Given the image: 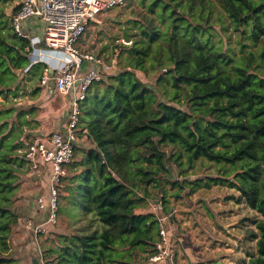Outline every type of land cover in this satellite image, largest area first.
Listing matches in <instances>:
<instances>
[{
  "label": "trees",
  "instance_id": "obj_1",
  "mask_svg": "<svg viewBox=\"0 0 264 264\" xmlns=\"http://www.w3.org/2000/svg\"><path fill=\"white\" fill-rule=\"evenodd\" d=\"M11 1L0 0L3 100L16 95L20 74L41 77L45 68L31 64L29 39L13 32L17 8L6 11ZM139 2L145 12L136 13L122 34L131 45H117L116 70L93 83L80 103L73 161L58 186L64 184L67 193L57 207L64 232L50 234L51 245L41 246L34 259L40 264H149L159 222L155 213L138 208L160 202L169 215L171 198L225 186L255 213L250 231L255 250L244 264H264V0ZM215 20L234 36L237 51L226 47L222 36L214 41L211 31L219 35ZM3 103L0 264H19L11 238L27 220L18 202L34 177L24 149L25 130L36 122ZM196 162L201 165L196 172L207 167L213 173L194 176ZM46 169L49 179L50 166ZM47 182L42 189L48 195Z\"/></svg>",
  "mask_w": 264,
  "mask_h": 264
},
{
  "label": "built area",
  "instance_id": "obj_2",
  "mask_svg": "<svg viewBox=\"0 0 264 264\" xmlns=\"http://www.w3.org/2000/svg\"><path fill=\"white\" fill-rule=\"evenodd\" d=\"M17 3V11L12 17L13 32L29 39L32 52L29 55L31 64L45 65L40 85L53 82L54 90L59 96L72 95L69 116L63 131L52 132L42 139H35L26 146L25 157L31 164V171H38L41 164L50 166L48 195L35 198L40 211L46 216L37 224L32 219L23 223V228L34 234V237L45 236L58 218L59 184L67 176V169L73 161V149L78 142L77 126L79 123L80 103L85 99L90 86L100 81L107 73L116 68L118 52L110 63L96 57L90 52H80L76 45L85 33L89 22H96V16L119 7L126 0H13ZM40 23V35L31 36L23 25L31 22ZM120 42V43H119ZM118 44L131 45L130 41L121 39ZM42 44V46H41ZM38 59V60H37ZM90 69L84 71V66ZM165 72V70H162ZM81 72L85 74L82 75ZM158 217V240L155 253L149 257V264H178L175 241L170 235L171 219L176 216V208L169 215L162 213V206L157 202L154 206Z\"/></svg>",
  "mask_w": 264,
  "mask_h": 264
},
{
  "label": "crops",
  "instance_id": "obj_3",
  "mask_svg": "<svg viewBox=\"0 0 264 264\" xmlns=\"http://www.w3.org/2000/svg\"><path fill=\"white\" fill-rule=\"evenodd\" d=\"M10 4H12V7ZM10 4V12L8 14L14 8H18L15 1L12 0ZM24 29L31 36H35L36 34L40 35L42 26L40 23L33 21L28 25H24ZM79 40L77 46L83 52H90L103 60V57L98 55L99 52L98 54L94 53L93 49L95 47L91 50L84 48L82 44L84 37L83 40L81 39L82 41ZM87 67L86 65L84 66V71L88 70ZM41 77L25 73L20 74L18 77L20 82L13 86L16 95L7 98V100L0 98V102H4V106L14 107L27 113L26 118L28 119L33 116V120L36 123L31 122L30 128L25 130V133L29 134V139H39L50 135L52 132L63 131L73 100L72 95H57L52 82H49L50 84L48 83L47 86H41ZM37 88L40 91L37 90L38 92L35 93L34 91ZM28 165L31 166L29 162ZM30 173L34 177L31 178V182L27 185L29 189L28 198L23 200L22 205H18V208H20L19 212L26 217L24 221L26 219L41 221L46 216V211L43 210L44 214L38 215L40 210L36 205L35 198L38 195L46 197L47 194H45L44 188L40 192H35L37 186L41 188L44 185V181L47 182L48 171L41 164L38 171L32 172L30 170ZM186 192L179 199L171 198L169 200V206L173 205V208H176L177 211L174 217L175 225H170L169 227L170 235L173 236L175 241L177 263L233 264L230 258L234 255H242L240 264L247 263L250 253L245 257L242 252L248 245L247 236L249 231L254 230V225H251L250 222L255 213L246 207L243 202L238 203L236 201L238 194L225 186L201 188L187 196L185 195ZM231 197H235V199ZM155 204V201H146L143 207L138 208V212L155 213ZM23 223L22 221L16 227V234L11 238L12 256L19 261V264L23 262L31 264L34 255L36 253L41 254V246L51 245L50 234H53L55 230L54 233L56 234L64 232L59 227L49 228L47 234H45L44 239L46 240L41 242V240L37 241L34 235L32 236L30 232L23 228ZM255 243L256 241L252 238V252L255 250ZM198 248L200 249L199 252L197 251ZM194 249L197 251L196 254L190 255ZM234 250H236V254ZM237 263L239 264V262Z\"/></svg>",
  "mask_w": 264,
  "mask_h": 264
},
{
  "label": "rangeland",
  "instance_id": "obj_4",
  "mask_svg": "<svg viewBox=\"0 0 264 264\" xmlns=\"http://www.w3.org/2000/svg\"><path fill=\"white\" fill-rule=\"evenodd\" d=\"M139 1L140 0H126L123 5L116 7V8H113L111 10L105 11L101 15L96 16V22H89L86 26L85 33L83 34L84 36L82 35L84 37V41L82 42V44L84 45V48L85 49L88 48V50H91L95 47V49H93L94 53L98 54V52H99L98 55L100 57H103V61H105L106 63L111 62L112 61L111 58L113 57V55H115V53L118 52V55H117V61H118V57L120 58L121 54H119L120 50L117 47V45L121 39H124L122 34L125 31L126 26L130 25L129 22L133 18H137V16L135 15L136 13L145 12L144 5H141ZM12 4H10L11 7H12ZM9 9H10V6H8V8L6 10L7 13L10 12ZM212 22H213V27L215 28L216 32L219 33V35H217L214 31H211L214 34V38H213L214 41H218L222 36V38H223L222 40L224 42V45L226 47L232 46V47H234L235 51H237L238 46L235 42L234 36L229 37L230 31L226 32V31L222 30V26L216 20L212 21ZM83 37L81 38L82 40H83ZM203 38H204V36H202V39ZM126 41H131V40L128 39ZM76 47L80 52H83V50H81L77 45H76ZM101 55H103V56H101ZM106 56H108V57L105 58ZM38 61L39 62L41 61L40 63H43L42 60H38ZM87 69H90V67H87ZM81 73H82V75L85 74L84 72H81ZM32 74L33 73H31V75ZM146 80L150 81L149 78H146ZM42 138L43 137H40L39 139H42ZM34 140L35 139L32 138V140H28L27 143L33 142ZM25 151H26V148L24 149V154H25ZM78 159H79V157H78ZM195 166L196 167L192 170L194 173H196L194 176H204L205 174L213 173V168L208 169L207 167H203L199 171L196 172V169L201 167V165L198 162H196ZM68 169H69V167H68ZM68 169H67V173H68ZM30 175H32V174L30 173ZM30 175H27V178ZM30 182L31 181L27 182L23 186V192H22V195L20 196V199L18 202V205H20V206L23 203L22 201L25 200L26 198H28L29 189L27 188V185ZM32 185H30V186H32ZM63 186H64V184H61L60 189H59V201H60L61 196L63 197L67 194L64 191ZM41 189H42V187L40 188V186H37V190L35 193H37V191L40 192ZM145 206H147V205H145ZM19 211H20V208H19ZM42 214H44V211H40L38 215H42ZM33 222H34V224H37L40 221H34L33 220ZM250 223L252 225V221ZM63 225L64 224L61 223V221L58 219L56 224H55V227H62ZM250 233L251 232L249 231V235L247 236V241H248L247 244L248 245H247L246 249L243 250V252H242L243 255L245 254V257L247 256L248 253H252V251H253L252 246H251L252 245V237L250 236ZM31 235L33 236L34 234L31 233ZM44 238H45V236L37 237V241L41 240V242H43L46 240ZM199 250L200 249L198 248L197 251L199 252ZM197 251L195 249L192 250V254H190V255L196 254ZM234 251H235L234 253L236 254V250H234ZM241 257H242V255L241 256H235L234 255L230 258V260L233 261V264H236L237 262H239V264H240Z\"/></svg>",
  "mask_w": 264,
  "mask_h": 264
},
{
  "label": "water",
  "instance_id": "obj_5",
  "mask_svg": "<svg viewBox=\"0 0 264 264\" xmlns=\"http://www.w3.org/2000/svg\"><path fill=\"white\" fill-rule=\"evenodd\" d=\"M32 264H40V263H38V261L36 259H33Z\"/></svg>",
  "mask_w": 264,
  "mask_h": 264
}]
</instances>
